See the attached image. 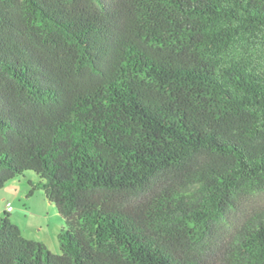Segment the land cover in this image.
Segmentation results:
<instances>
[{
  "label": "trees",
  "instance_id": "obj_1",
  "mask_svg": "<svg viewBox=\"0 0 264 264\" xmlns=\"http://www.w3.org/2000/svg\"><path fill=\"white\" fill-rule=\"evenodd\" d=\"M25 172L60 253L4 212L0 264H264V0H0V190Z\"/></svg>",
  "mask_w": 264,
  "mask_h": 264
},
{
  "label": "rangeland",
  "instance_id": "obj_2",
  "mask_svg": "<svg viewBox=\"0 0 264 264\" xmlns=\"http://www.w3.org/2000/svg\"><path fill=\"white\" fill-rule=\"evenodd\" d=\"M35 179L33 173L25 172L23 175L17 176L14 180L10 181L0 190V215H3L6 211V204L10 203L14 210L13 213L21 220L19 223L20 226L23 227L24 222H27L28 233L33 238L41 239L43 236L46 238L47 236L51 237L55 246L52 254L57 255L60 253L57 235L63 227V222L58 220L59 218L61 219L59 213L55 206L45 199L43 191L37 190L32 195H29L30 187L28 181ZM241 204H243L242 211H244V215L252 217L256 212L264 210V192L242 200ZM11 213L9 214V219L11 222H14V217ZM241 216H243L242 213ZM239 219L240 215L238 213H231L227 221L215 229L216 239L213 243L217 242L216 244L218 245L219 241L225 239L228 234L233 232L235 227H237ZM205 251L212 253V258L210 259H217L218 254H215L217 252L216 246L211 245Z\"/></svg>",
  "mask_w": 264,
  "mask_h": 264
},
{
  "label": "crops",
  "instance_id": "obj_3",
  "mask_svg": "<svg viewBox=\"0 0 264 264\" xmlns=\"http://www.w3.org/2000/svg\"><path fill=\"white\" fill-rule=\"evenodd\" d=\"M4 211H5V209H4ZM6 212V211H5ZM14 212V210H12V213H11V215L14 217V224L16 225V226H18V228L21 230V232H22V235L25 237V238H27V239H31V240H36V241H39V242H42L43 244H45L46 246H47V248L50 250V252H53V250L55 249V246H54V243H53V241H52V238L51 237H49V236H47V238L45 237V236H43V237H41V239L40 238H33L32 236H30L31 234H29L28 233V224H27V222L25 223L24 222V224H23V227L22 226H20V219L17 217V216H15V214L13 213ZM10 214V213H9ZM58 220H61L60 222H63V220H62V218L60 219H58ZM59 222V221H58ZM61 224V223H60ZM61 227V226H60ZM40 230H42V228H40ZM48 243H50V244H48ZM50 245H52V246H50ZM53 247V248H52Z\"/></svg>",
  "mask_w": 264,
  "mask_h": 264
},
{
  "label": "built area",
  "instance_id": "obj_4",
  "mask_svg": "<svg viewBox=\"0 0 264 264\" xmlns=\"http://www.w3.org/2000/svg\"><path fill=\"white\" fill-rule=\"evenodd\" d=\"M12 206H11V204L10 203H7L6 204V212H8V213H10V212H12Z\"/></svg>",
  "mask_w": 264,
  "mask_h": 264
}]
</instances>
